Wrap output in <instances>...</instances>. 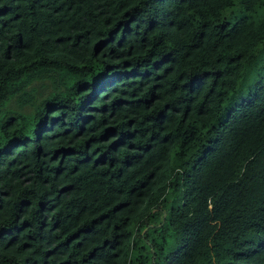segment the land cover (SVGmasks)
Returning <instances> with one entry per match:
<instances>
[{"label": "trees", "instance_id": "1", "mask_svg": "<svg viewBox=\"0 0 264 264\" xmlns=\"http://www.w3.org/2000/svg\"><path fill=\"white\" fill-rule=\"evenodd\" d=\"M0 264H264V0H0Z\"/></svg>", "mask_w": 264, "mask_h": 264}]
</instances>
